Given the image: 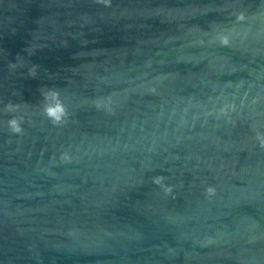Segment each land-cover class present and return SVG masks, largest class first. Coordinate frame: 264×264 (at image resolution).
I'll return each mask as SVG.
<instances>
[{"label": "water", "instance_id": "water-1", "mask_svg": "<svg viewBox=\"0 0 264 264\" xmlns=\"http://www.w3.org/2000/svg\"><path fill=\"white\" fill-rule=\"evenodd\" d=\"M196 22L191 264H264V0H196Z\"/></svg>", "mask_w": 264, "mask_h": 264}, {"label": "clouds", "instance_id": "clouds-1", "mask_svg": "<svg viewBox=\"0 0 264 264\" xmlns=\"http://www.w3.org/2000/svg\"><path fill=\"white\" fill-rule=\"evenodd\" d=\"M98 2H104L105 4H108L109 0H98ZM52 100L55 102L45 107V114L54 123H59L62 117L65 116V109L56 98L55 93L52 94ZM9 125L11 126L13 132L19 133L21 131L17 121L14 119L9 121ZM261 146H264V140H261ZM212 191H213L212 189H208L209 193H211Z\"/></svg>", "mask_w": 264, "mask_h": 264}]
</instances>
